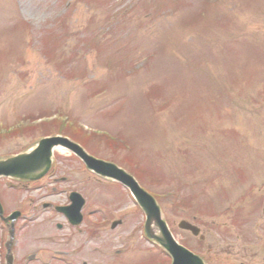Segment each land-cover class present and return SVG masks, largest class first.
Masks as SVG:
<instances>
[{
  "label": "rangeland",
  "instance_id": "obj_1",
  "mask_svg": "<svg viewBox=\"0 0 264 264\" xmlns=\"http://www.w3.org/2000/svg\"><path fill=\"white\" fill-rule=\"evenodd\" d=\"M51 113L65 122L32 121ZM60 130L134 174L176 240L206 264H264V0H0V159ZM85 173L57 149L44 178L0 180V194L7 211H24L23 225L36 224L49 216L36 202L59 203L70 181L94 182ZM84 185L103 204L90 216L99 236L89 248L81 239L78 257L167 263L139 232L110 238L121 227L111 231L103 216L123 212L127 230L135 221L119 186ZM192 217L202 241L176 227ZM25 239H15L16 264H49L68 241ZM120 242L125 253L114 256Z\"/></svg>",
  "mask_w": 264,
  "mask_h": 264
},
{
  "label": "water",
  "instance_id": "obj_2",
  "mask_svg": "<svg viewBox=\"0 0 264 264\" xmlns=\"http://www.w3.org/2000/svg\"><path fill=\"white\" fill-rule=\"evenodd\" d=\"M61 144L70 147L77 152V155L81 157L86 166L90 169H94L96 172H103L108 176L122 181L132 190V193L142 208L146 216L145 232L146 235L156 241L172 258L171 264H201L197 256L191 254L189 251L178 246L171 238L164 222L160 219L159 210L154 204L153 199L143 193L138 187H136L132 178L126 175L123 171L115 168L114 166L104 164V162L96 160L87 156L79 147L71 144L64 138L50 137L43 138L39 141L38 146L26 153L17 154L15 156L0 160V176H9L19 179L34 180L41 177L49 167V159L51 155V149L54 145ZM75 195H72V197ZM73 205L76 206L77 199L71 198ZM1 211V209H0ZM17 213H13L9 218L14 219ZM153 224L156 228L157 235H155L150 225ZM179 227L190 230L194 235L198 230L189 225L188 223L181 221ZM202 238V237H201ZM12 239V224L10 229L9 241L5 244L6 247V264H11L12 257L10 253V245Z\"/></svg>",
  "mask_w": 264,
  "mask_h": 264
},
{
  "label": "flooded vegetation",
  "instance_id": "obj_3",
  "mask_svg": "<svg viewBox=\"0 0 264 264\" xmlns=\"http://www.w3.org/2000/svg\"><path fill=\"white\" fill-rule=\"evenodd\" d=\"M50 208V207H49ZM46 210V209H45ZM49 210V216H48V218H46V219H52L54 216H59L58 214H56L55 213V215H54V213L50 210V209H48ZM87 221V223L86 224H88L89 222H88V220L85 218V213H84V211H82V223L81 224H84L85 222ZM51 223H50V221L48 220L47 222H45V224H44V226H45V228L46 229H48L49 228V225H50ZM56 227H57V230H61V231H63L62 233H58L56 236H55V238L53 237V238H51V241H57V240H62V237L63 238H65V236H74V233H76L77 234V236H83V235H87L88 237H89V235L90 236H92V231L93 230H91L90 228H91V225H88V226H86L85 228H83V226H76V227H70L69 225H62V224H60V223H56V225H55ZM65 226V227H64ZM84 242H86V240L84 241ZM88 242V241H87ZM55 253H59L60 251L59 250H55L54 251Z\"/></svg>",
  "mask_w": 264,
  "mask_h": 264
},
{
  "label": "bare ground",
  "instance_id": "obj_4",
  "mask_svg": "<svg viewBox=\"0 0 264 264\" xmlns=\"http://www.w3.org/2000/svg\"><path fill=\"white\" fill-rule=\"evenodd\" d=\"M56 149H61L60 147H57Z\"/></svg>",
  "mask_w": 264,
  "mask_h": 264
}]
</instances>
